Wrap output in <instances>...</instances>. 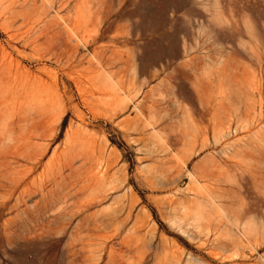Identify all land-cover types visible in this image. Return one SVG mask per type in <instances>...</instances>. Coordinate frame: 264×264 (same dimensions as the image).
I'll use <instances>...</instances> for the list:
<instances>
[{
	"label": "rangeland",
	"instance_id": "374dc122",
	"mask_svg": "<svg viewBox=\"0 0 264 264\" xmlns=\"http://www.w3.org/2000/svg\"><path fill=\"white\" fill-rule=\"evenodd\" d=\"M0 264H264V0H0Z\"/></svg>",
	"mask_w": 264,
	"mask_h": 264
}]
</instances>
